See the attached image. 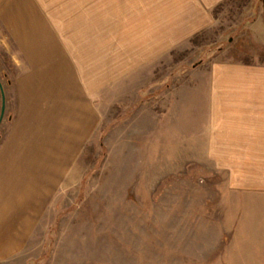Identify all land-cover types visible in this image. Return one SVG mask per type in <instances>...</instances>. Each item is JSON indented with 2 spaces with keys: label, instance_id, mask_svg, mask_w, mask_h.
Segmentation results:
<instances>
[{
  "label": "rangeland",
  "instance_id": "obj_1",
  "mask_svg": "<svg viewBox=\"0 0 264 264\" xmlns=\"http://www.w3.org/2000/svg\"><path fill=\"white\" fill-rule=\"evenodd\" d=\"M133 1L63 0L79 9L89 3L96 24L104 12L96 68L104 49L119 52L137 29ZM210 14V26L136 68L137 81L96 89V129L64 163L22 248L0 264H264V177L217 168L197 130L183 142V131L167 122L172 96L212 61L264 63V0H220ZM3 29L0 23V37L10 41ZM15 54L0 43V57ZM13 79L0 73L9 91Z\"/></svg>",
  "mask_w": 264,
  "mask_h": 264
},
{
  "label": "crops",
  "instance_id": "obj_2",
  "mask_svg": "<svg viewBox=\"0 0 264 264\" xmlns=\"http://www.w3.org/2000/svg\"><path fill=\"white\" fill-rule=\"evenodd\" d=\"M219 1L134 0L137 29L119 52L104 49L96 68L95 31L105 25L104 12L96 24L89 3L79 9L63 0H0V23L10 33V41L0 37L1 47L17 53L0 57L1 75L14 76L11 91L4 86L0 125L1 258L22 248L47 208L48 192L61 182L64 163L76 160L96 129V89L135 76L158 52L210 26ZM202 74L172 96L170 128L183 131V142L197 130L209 161L232 176L264 177V63L217 59ZM1 102L0 91V109Z\"/></svg>",
  "mask_w": 264,
  "mask_h": 264
},
{
  "label": "water",
  "instance_id": "obj_3",
  "mask_svg": "<svg viewBox=\"0 0 264 264\" xmlns=\"http://www.w3.org/2000/svg\"><path fill=\"white\" fill-rule=\"evenodd\" d=\"M0 91H1V96H2L1 110H0V125H1L4 115H5V109H6V97H5V92H4V88H3L1 80H0Z\"/></svg>",
  "mask_w": 264,
  "mask_h": 264
}]
</instances>
